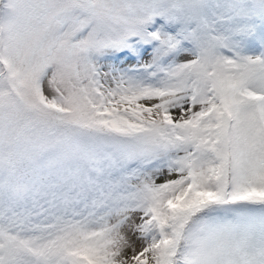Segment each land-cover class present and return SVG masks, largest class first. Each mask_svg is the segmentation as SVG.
<instances>
[{"label":"snow or ice","instance_id":"1","mask_svg":"<svg viewBox=\"0 0 264 264\" xmlns=\"http://www.w3.org/2000/svg\"><path fill=\"white\" fill-rule=\"evenodd\" d=\"M0 264H264V0H0Z\"/></svg>","mask_w":264,"mask_h":264}]
</instances>
